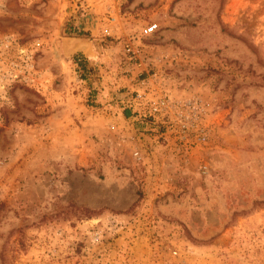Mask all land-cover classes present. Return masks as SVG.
Segmentation results:
<instances>
[{
  "label": "rangeland",
  "instance_id": "1",
  "mask_svg": "<svg viewBox=\"0 0 264 264\" xmlns=\"http://www.w3.org/2000/svg\"><path fill=\"white\" fill-rule=\"evenodd\" d=\"M0 264H264V0H0Z\"/></svg>",
  "mask_w": 264,
  "mask_h": 264
},
{
  "label": "built area",
  "instance_id": "2",
  "mask_svg": "<svg viewBox=\"0 0 264 264\" xmlns=\"http://www.w3.org/2000/svg\"><path fill=\"white\" fill-rule=\"evenodd\" d=\"M156 28H157L156 24L150 25V26L145 28V33L149 34V33L153 32Z\"/></svg>",
  "mask_w": 264,
  "mask_h": 264
},
{
  "label": "trees",
  "instance_id": "3",
  "mask_svg": "<svg viewBox=\"0 0 264 264\" xmlns=\"http://www.w3.org/2000/svg\"><path fill=\"white\" fill-rule=\"evenodd\" d=\"M74 58H75L76 62H82V60H79L78 57H74Z\"/></svg>",
  "mask_w": 264,
  "mask_h": 264
},
{
  "label": "bare ground",
  "instance_id": "4",
  "mask_svg": "<svg viewBox=\"0 0 264 264\" xmlns=\"http://www.w3.org/2000/svg\"><path fill=\"white\" fill-rule=\"evenodd\" d=\"M79 42H80V41H79ZM82 45H83V44H82ZM82 45H81V46H82Z\"/></svg>",
  "mask_w": 264,
  "mask_h": 264
}]
</instances>
